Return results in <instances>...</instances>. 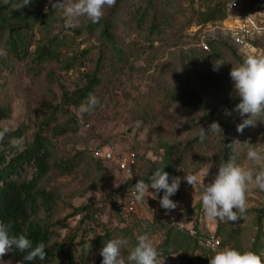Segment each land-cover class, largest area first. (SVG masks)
Returning <instances> with one entry per match:
<instances>
[{
    "label": "rangeland",
    "instance_id": "1",
    "mask_svg": "<svg viewBox=\"0 0 264 264\" xmlns=\"http://www.w3.org/2000/svg\"><path fill=\"white\" fill-rule=\"evenodd\" d=\"M157 2V9L161 15H168L174 30L169 36H179L168 44L155 42L153 48L150 45L144 32L134 30L135 27L121 29L115 32L120 43L136 46L138 52L129 57L123 67L111 69L109 79L100 88L95 96L100 105L91 114H83L84 124H80L81 116L78 108L63 107L62 95L65 91L73 93L86 81L85 74L90 68L77 67L71 71H63L60 66L56 69L55 83L51 87L54 94H46L47 88L42 78H34L27 74L22 67H17L10 73L0 74V95L5 96L8 92L11 103V114L8 120L0 123V130L7 127L9 132L24 127L25 136L19 141V146L31 143L42 123L48 126L43 129L45 135L52 138L53 158L56 160L72 157L81 151H97L102 148H115L118 157L129 152H135L139 156L140 163L153 161L161 154V146L164 143L181 142L191 140L199 136V130L203 127L209 129L212 120L222 117L226 107L237 105L239 100L234 81L230 77L232 66H238L248 56L264 55V38L255 42L253 49L239 50L230 44L223 28L226 22H217L207 25L199 24V13L207 8L219 6L228 9L231 0H154ZM264 3V0H257ZM54 0H47L44 9L52 8ZM73 0H69V3ZM134 3V4H133ZM138 0H130L118 9L115 21L123 24L130 22V13L133 5ZM256 3L254 0H242L243 8L247 10ZM144 5V4H143ZM146 7V5L144 6ZM111 8H105L102 19L109 16ZM57 20L63 23L64 27L71 30H78L89 25L91 22L86 17L79 19L75 27H66L67 18L63 10L54 9ZM182 15L176 23L177 15ZM226 20V19H225ZM191 22V26L187 23ZM117 27L118 25L115 24ZM134 26V24H131ZM71 29V30H69ZM209 40H216L226 44L219 52L213 53L201 48V43ZM99 46L96 41H89L87 38L81 42V52L85 47ZM225 62L218 70L214 71V61ZM173 94H187L200 98L204 106L189 107L184 103L174 104L170 102ZM55 108L60 113L55 119L48 120ZM232 112L234 115V110ZM263 116V114H262ZM261 116L260 119L264 120ZM248 116H242L241 120L227 118L229 121L230 133L233 136L234 154L236 162L247 168L259 170V165L247 160L248 148L254 145L257 149L264 151V122L257 121L256 126L245 127L242 133L237 131V125L242 123ZM48 124V125H47ZM52 130L62 135H53ZM206 146L210 159L206 160L202 168L204 171L210 168L205 183L211 182L218 172V164L215 162V154L219 150V139H211ZM251 144V145H250ZM21 149L23 148L20 147ZM108 171V180L103 190H95L93 177L83 171L77 170L71 175L51 173L43 182L42 187L53 191L59 200L56 220L66 219L74 229L81 219L76 214V209L87 207L96 210V206H103V211L98 212L102 223L111 227H123L119 224L112 208L106 204L112 193L126 185L129 181L142 176L141 168L138 167L136 175L121 172L116 162H105ZM35 169L28 166L21 177L23 181H29ZM197 172V173H198ZM130 177H132L130 179ZM150 191H153L150 189ZM154 192V191H153ZM90 193L92 195L90 196ZM202 188H185L180 184L177 193L170 197L177 203V214L179 217L190 222L191 226L201 234H208L217 231L220 221L210 219L201 204ZM247 196V211L244 221L233 223L234 227L241 229L239 242L243 249H250L254 243L258 230L262 229L260 235H264V220H257L259 211H264V191L250 185ZM154 200L149 197L143 201V206L138 210V216L144 218L147 213L153 216L152 208ZM162 211V209H161ZM164 215L175 218L170 213ZM148 214V215H149ZM41 217L46 218L45 214ZM227 223V222H223ZM100 232V229H96ZM138 230H135V233ZM61 238L67 236V230L59 231ZM82 233V232H81ZM94 234V232H92ZM261 235V238L263 236ZM154 238L153 236L151 237ZM159 240H156V242ZM264 245V244H263ZM223 249V248H220ZM204 252H202V256ZM208 253V252H207ZM264 255V251L262 252ZM214 252L208 253L212 256ZM180 256H173L166 260L165 264H180ZM0 264H18L11 254L7 253L0 257ZM205 264H209V261Z\"/></svg>",
    "mask_w": 264,
    "mask_h": 264
},
{
    "label": "trees",
    "instance_id": "2",
    "mask_svg": "<svg viewBox=\"0 0 264 264\" xmlns=\"http://www.w3.org/2000/svg\"><path fill=\"white\" fill-rule=\"evenodd\" d=\"M130 0H117L114 7L109 11L106 19H101L98 23H90L78 30L67 32L63 23L57 20V15L53 8L45 11L44 5L47 0H30L24 5V0H0V50L6 54L0 56V74L15 71L17 67H22L28 75L34 78H42L47 88L46 94H54L51 87L55 83L56 69L58 66L63 71H71L79 68H90L85 74V83L73 93L65 91L62 95L63 107L79 108L82 102H86L89 93L96 94L109 79L110 71L114 67L125 68L128 59L138 52L136 46L130 47L120 43L115 36L119 28L127 29L135 27L134 30L141 31L147 36L148 43L157 41L168 44L179 36L170 35L174 30L168 15H161L157 9V2L154 0H138L140 4L133 5L130 13V22L117 23L118 9ZM136 1V0H135ZM258 2L254 0V2ZM134 4V3H133ZM144 4V5H143ZM146 5V7H144ZM176 14V13H175ZM176 23L183 19L182 15L176 14ZM227 18V8L213 6L199 13V24L207 25L211 23L223 22ZM117 24L118 27L115 25ZM131 24H134L131 25ZM191 22L187 26H191ZM96 41L99 46L85 47L81 52V42L86 39ZM210 51L219 52L226 44L216 40L206 41ZM253 45H257L254 43ZM87 68V70H88ZM4 88L1 85L0 88ZM8 92L5 96L0 95V123L9 119L11 114V103ZM171 103H184L189 107L204 106L202 99L187 94H173ZM236 104L239 100L235 101ZM232 105L226 107L222 117L211 121L218 122L221 132H207L206 137L201 141L197 136L184 143L172 142L164 143L161 146V154L153 161L140 163L137 155L136 162L132 167V174L136 175L141 168L142 176L131 180L127 185H135L139 179L149 182L152 172L158 167H165V171L171 177H180L181 185L184 186L186 174H196L206 160L210 159L206 146L211 145V139H219V150L215 154V162L220 165L226 161L228 156L234 154L233 136L230 133L229 121L227 118L241 120L242 116L236 112ZM232 108L234 115L231 113ZM229 113V114H226ZM60 111L55 108L47 116L48 120L55 119ZM264 118V114L262 116ZM44 123V122H43ZM35 135L34 140L22 146H13L11 141L16 139L21 141L25 136L24 127L8 132L4 140L0 142V220L11 223V234L19 236L25 235L32 241L33 247L43 242L46 245V258L40 260L36 258L32 261L24 260L26 252L22 253L13 249L11 254L18 264H102L100 250L105 243L111 239L124 238L128 240L127 246L122 249V255L127 260L130 250L136 245V237L147 232L150 237L158 236L160 243L157 250L158 258L163 261L171 259L173 256H180V264H205L212 256L202 249L198 243V237L191 236L187 229H182L175 223L163 221L157 217L152 220L143 219L138 214L123 216L115 211L110 203L108 204L113 214L118 218L119 224L123 227H111L100 221L97 215L103 206H96V210L82 207L76 209V214L81 219L74 229L66 219L56 220V213L59 200L53 191L42 187V182L51 174L71 175L77 170L83 171L93 177V187L95 190H103L109 176L105 167V161L97 156V151H81L72 157L56 160L53 158V141L45 135L43 129L48 128L45 124ZM48 125V124H47ZM209 125V126H210ZM208 130V129H207ZM206 130V131H207ZM53 135H62L52 130ZM103 149V148H102ZM33 166L35 172L29 181L22 180V173L28 166ZM153 190V189H152ZM155 191V190H153ZM163 196V190L157 194ZM45 214L46 218L41 217ZM257 220H264V211L257 212ZM244 218L237 221L240 223ZM100 229L97 232L96 229ZM198 236H204L196 227ZM138 232L135 233V230ZM67 230V236L61 238L59 231ZM241 229L234 227L232 222L223 223L216 231V235L221 240V247H232L241 252L254 251L264 258V235L261 238L262 229L258 230V235L250 249H243L240 246L239 236ZM82 232V233H81ZM94 232V234L92 233ZM90 248V249H89ZM202 252L204 257L202 256ZM208 252V253H207Z\"/></svg>",
    "mask_w": 264,
    "mask_h": 264
},
{
    "label": "clouds",
    "instance_id": "3",
    "mask_svg": "<svg viewBox=\"0 0 264 264\" xmlns=\"http://www.w3.org/2000/svg\"><path fill=\"white\" fill-rule=\"evenodd\" d=\"M29 2L30 0H24V5ZM116 2L117 0H73L69 3V0H54L52 8L63 10L67 18L66 27H75L79 24L81 17L98 23L105 14V8L114 7ZM5 54L3 50H0V56ZM224 63L219 59L214 61L213 70H218ZM230 77L234 81L235 92L239 99L234 110L241 116H248L237 125V131L242 133L245 127H255L257 121L264 122L260 119L264 114V55L248 56L238 66H232ZM99 105L98 98L89 93L86 102H82L78 108L81 125L84 124L83 114L93 113ZM226 114L229 113L226 112ZM9 131L7 127L0 130V142ZM209 131L215 133L222 130L218 122H213L207 131L201 127L199 130L201 141L205 139ZM11 143L13 146H18L19 141L13 139ZM246 157L247 160L258 164L259 170L238 164L235 156L230 154L226 161L218 166V172L211 182L205 183L210 168L196 174L188 173L184 177L193 188L195 186L202 188L201 204L210 219L233 223L239 221L247 211L246 194L249 186L252 185L264 191V151L252 145L248 148ZM164 169L165 167L156 168L150 175L148 183L143 179L135 183L132 195L137 202H143L148 197L157 199V194L163 190V196L159 199L161 207L165 210H173L177 207V203L170 197L179 190L181 178L171 177L170 182L169 173ZM11 228V223L0 220V257L16 249L27 253L24 256L26 261L46 258V245L43 242L33 247L32 241L25 235H12ZM136 240L137 243L128 253L127 260L122 255V249L128 244L127 239L115 238L107 241L100 250L102 264H164V260L161 261L158 258L156 244L147 232L138 235ZM209 264H264V258L254 251L241 252L232 247H224L214 250V254L209 258Z\"/></svg>",
    "mask_w": 264,
    "mask_h": 264
},
{
    "label": "built area",
    "instance_id": "4",
    "mask_svg": "<svg viewBox=\"0 0 264 264\" xmlns=\"http://www.w3.org/2000/svg\"><path fill=\"white\" fill-rule=\"evenodd\" d=\"M226 26L223 28L230 44L242 51L246 49H253V44L264 38V3L258 1L249 7L247 10L243 8L242 0H231L228 3L227 18L224 21ZM203 50L209 51V46L206 42L201 43ZM99 156L105 162H116L118 169L121 172L128 174L132 173L137 158V153L129 152L121 157H118L115 148H103L97 151ZM134 185H124L110 197L112 208L119 214L127 217L130 215L138 214V210L143 206L142 202H137L132 192ZM185 188H191V185L184 184ZM154 200L153 215L163 221L175 223L182 229H186L184 225L178 224L177 219L169 217L162 213L160 208L159 199ZM191 236L198 237L200 247L206 251L219 250L221 247V240L215 232H209L204 236H198L194 228L187 229Z\"/></svg>",
    "mask_w": 264,
    "mask_h": 264
},
{
    "label": "crops",
    "instance_id": "5",
    "mask_svg": "<svg viewBox=\"0 0 264 264\" xmlns=\"http://www.w3.org/2000/svg\"><path fill=\"white\" fill-rule=\"evenodd\" d=\"M157 197H158V195H157ZM161 198H162V196H160ZM151 200H155V199H152L151 197H149ZM142 204H143V202H142ZM160 208L162 209V211L164 210L162 207H161V205H160ZM152 212H153V208H152ZM165 213H170V214H172V215H174L175 216V218L177 219V223L178 224H181V225H184L185 226V228L186 229H190V228H193V226H191V223L189 222H186V220L185 219H183V218H181V216L179 217L178 215L176 216V214H177V210L175 211V209H173V210H165L164 211ZM143 214H146V216L144 215V218H146V219H149V220H152L153 219V217H154V215L152 216V214L150 213H147L146 211H145V213H143ZM149 214V215H148ZM212 230L214 231V227H213V229H210V232H212ZM154 238H153V240H154V242H155V244H156V247H158V244L160 243V239H159V237L158 236H153ZM156 240H159V241H157L156 242Z\"/></svg>",
    "mask_w": 264,
    "mask_h": 264
}]
</instances>
